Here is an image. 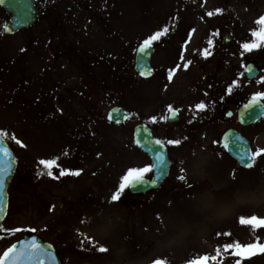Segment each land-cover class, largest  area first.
I'll return each instance as SVG.
<instances>
[{
    "label": "rangeland",
    "instance_id": "rangeland-1",
    "mask_svg": "<svg viewBox=\"0 0 264 264\" xmlns=\"http://www.w3.org/2000/svg\"><path fill=\"white\" fill-rule=\"evenodd\" d=\"M37 4L45 14L39 24L29 32L0 37V130L7 132L5 140L17 160L0 255L26 234L50 242L61 264H235L239 257L226 245L264 244V228L253 230L240 222L252 215L264 218V152L255 157L252 169L243 170L220 146L222 133L238 126L234 114L225 118L226 110L264 92V43L252 56L260 57L256 62L262 76L247 83L236 79L246 56L241 44L253 41L264 0ZM238 6L241 23L229 30L235 44L224 47L222 36L229 26L225 29L220 12ZM164 28L168 32L153 42L157 77L139 81L132 69L136 47ZM205 48L211 52L206 58ZM224 50L231 51L232 59ZM228 60L231 67L220 69ZM173 68L169 81L163 73ZM233 81L248 89L239 85L223 95L220 82ZM248 91L249 97L241 96ZM233 95H239L237 100L224 101ZM201 101L207 108L197 111ZM169 105L179 109L175 124L164 120ZM113 106L127 110L126 124L106 122ZM139 122L150 125L168 146L169 178L153 195L133 198L125 190L119 202L109 203L127 169L151 165L132 140ZM239 128L254 153L264 150V120ZM167 140L181 142L173 146ZM51 158H58L59 167L52 169L57 179L39 164ZM60 169L80 170V175L60 177ZM242 264H264V252Z\"/></svg>",
    "mask_w": 264,
    "mask_h": 264
},
{
    "label": "snow or ice",
    "instance_id": "snow-or-ice-1",
    "mask_svg": "<svg viewBox=\"0 0 264 264\" xmlns=\"http://www.w3.org/2000/svg\"><path fill=\"white\" fill-rule=\"evenodd\" d=\"M0 3H3V0H0ZM220 10L217 9V12ZM208 16H212V12L207 13ZM256 23L260 26L257 31L252 32L253 41L252 42H245L241 44V48L243 49V52L241 55H243L246 52H251L252 50L258 48L261 46L262 43H264V16H261ZM10 29L7 27V25L4 26V31H9ZM168 32V28H164L162 31H157L153 35H150L146 39L142 41L138 48V53L143 55L147 54V51L152 48L153 42L160 40V38L165 35ZM191 35V33H189ZM209 48L213 45V41L209 39L207 41ZM209 48H205L202 51V55L206 58L211 55V52L209 51ZM21 51H24V49H21ZM191 64V61H188L184 64V68L186 69L188 65ZM178 67V66H177ZM149 71H151L149 69ZM176 71V68L169 69L168 70V79L171 81L174 72ZM141 76L145 75L144 71H141ZM260 83H264V78H261ZM239 87L238 83L236 81H233L232 84H230L227 88V93L231 94L235 88ZM207 95V94H205ZM260 101H264V92H257L255 93L251 99L248 101L247 104L244 105L246 109H250L253 107V105H257ZM264 107V105H262ZM195 108L197 111H204L207 108V105L201 101L197 105H195ZM167 111L169 113V116L167 118L174 119L179 111V109H174L172 105H169L167 107ZM152 122L156 121V117L150 118ZM191 122V121H190ZM8 134L7 132L0 130V154H2L5 157H11V152L8 150V148L5 146V139L7 138ZM13 140H15V137H12ZM237 139H241L240 137H237ZM17 144H21L19 140H15ZM152 143L154 145H160L159 149H151L152 151H155L156 153V163L152 165H146L144 167H131L127 169L126 173L121 176L118 188L114 193L111 195L109 199V203H117L121 199L122 193L129 187H135L137 185H141L146 183L145 176L148 173L153 172L155 169L159 167V165L163 164L164 162V143L160 140H154V141H146V143ZM180 140H167L166 143L168 145H179ZM137 144L140 143L139 140L136 141ZM23 146V145H21ZM225 148H228V145H224ZM264 152V150L257 149L255 153H250L248 156L249 163L245 164L244 167H251L252 161L255 159L256 156H259ZM58 158H51L46 160H40L39 164L44 167V169L47 170L46 174L49 177H52L54 179H57L58 177L54 176L52 169L54 167H59L57 164ZM0 163H3L0 161ZM12 170V164L9 163L7 168H0V204L3 203L2 201V191H3V184L5 182L6 175L10 174ZM183 171V170H182ZM41 173L38 172V175ZM65 175H73L78 176L80 175V170H71V169H60L59 176L63 177ZM159 175L155 177L151 181L152 184H155L159 180ZM181 181L185 180V177L181 175L179 177ZM3 211V208L0 207V212ZM240 222L242 224H248L251 226L253 230H256L258 228H264V218L258 217L256 215H252L250 217H241ZM16 231H20V229H16ZM29 231H34V229H30ZM219 235V234H218ZM227 235V234H226ZM226 248H233V254L236 257H239V259L236 260L235 264H242V261L244 259L250 258L252 255L257 254L258 252H264V244L259 243H250L247 245H241L240 243H235L234 245L229 244L225 246ZM51 246H43L40 243L37 242L35 238L29 241H21L19 243V246L12 245L9 247L2 255H0V264H57L56 258L54 253L50 250ZM100 251H104V249H99ZM191 264H198V261L193 260Z\"/></svg>",
    "mask_w": 264,
    "mask_h": 264
},
{
    "label": "water",
    "instance_id": "water-1",
    "mask_svg": "<svg viewBox=\"0 0 264 264\" xmlns=\"http://www.w3.org/2000/svg\"><path fill=\"white\" fill-rule=\"evenodd\" d=\"M1 8L6 12V14L9 16L7 27L10 29L9 31H5L7 35H11L15 32L25 30L32 26L36 21H38L41 18V14L35 9V3L34 0H3V3H0ZM153 53V49H149L147 51L146 55H141L138 53L136 54L135 58V70L137 73L140 75L141 71L145 72V75L142 77H148L151 75L152 70L150 68V58ZM149 69L151 71H149ZM141 76V75H140ZM264 110L263 108L257 104L253 105L252 108L246 109L245 107L240 111L239 116L240 120L242 121L243 125H248L251 123H254L258 117L263 113ZM107 119L110 122L113 123H123L126 119V116L124 112L120 108H113L111 109L108 114H107ZM237 137H240L241 139H237ZM134 139L135 143L137 140L140 141L137 146L147 153L149 157L151 158L152 164L156 163V153L155 151H152L151 149H159L160 145H154L150 142L146 143V141H154L155 139L152 137L150 131L148 128L140 124L138 125L135 130H134ZM222 145L224 147L225 144L228 145V148L224 149L226 152L234 158L237 163L244 167L245 164L249 163L248 156L251 153L250 148L248 145V142L242 138L236 131L234 130H229L227 131L223 137H222ZM6 146V145H5ZM163 152L165 154L164 156V162L163 164L159 165L157 169L153 171V175L150 180L145 179L146 183L137 185L135 187H129V191L131 194H145L146 192L152 190V189H157L160 184L163 182V180L166 178L167 173H168V167H169V161L167 158V153L165 147L163 148ZM0 161L3 163H0V168H7L8 164H12V170L10 174L6 175L5 182L3 184V191H2V201L3 203L0 204V207L3 208V211L0 212V223L2 219L5 216L6 213V188L9 184V181L11 177L13 176L14 173V167H15V161L14 158L11 154V157H5L2 154H0ZM253 164V161H252ZM244 168H249V167H244ZM159 175V180L155 183L152 184L151 181L155 179V177ZM35 238L38 243L41 245L47 247L49 246L39 238L35 236H27L26 238L20 240L17 242L15 245L19 246V243L21 241H29ZM53 253L54 250L50 249ZM55 255V253H54ZM56 258V255H55ZM57 264H59L57 258H56Z\"/></svg>",
    "mask_w": 264,
    "mask_h": 264
},
{
    "label": "flooded vegetation",
    "instance_id": "flooded-vegetation-1",
    "mask_svg": "<svg viewBox=\"0 0 264 264\" xmlns=\"http://www.w3.org/2000/svg\"><path fill=\"white\" fill-rule=\"evenodd\" d=\"M230 12L231 11H229V13ZM232 12H233V14L230 15V16H228V18L230 19L229 22L233 24V27H236L240 23V16L235 11H232ZM230 44H232V43L230 42ZM230 44L222 43V45L224 47H228V45H230ZM232 45H234V44H232ZM235 47H237L239 49V46L238 45H236ZM230 53H231V51H230ZM230 53L228 52V50H224L223 55L224 56H229V58L232 59ZM255 55H257V54H255ZM252 56H253V52H251L250 54H247L246 56H244V59H243V61L241 63V67L239 68V71H238V73H237L236 76H238V77L240 76L241 77V74L242 73L243 74H246V67L249 64H253L254 66H256L257 69H258V71H259V68H258L257 64L254 63L253 60H251V61L249 60V58L252 57ZM230 67H231V60H228V61L222 63V65L220 66V69H227V68H230ZM239 103L240 102H238V103L235 102L234 103V106H236V108H237V106L239 105Z\"/></svg>",
    "mask_w": 264,
    "mask_h": 264
}]
</instances>
